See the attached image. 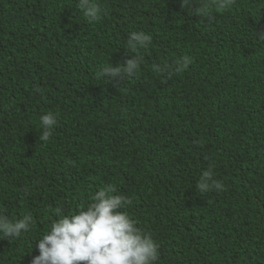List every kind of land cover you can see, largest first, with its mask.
<instances>
[{
  "label": "trees",
  "instance_id": "1",
  "mask_svg": "<svg viewBox=\"0 0 264 264\" xmlns=\"http://www.w3.org/2000/svg\"><path fill=\"white\" fill-rule=\"evenodd\" d=\"M96 2L106 15L89 22L79 0H0V214L33 217L0 236V264H31L108 185L159 243L156 264H264V0L207 17L181 0ZM133 31L152 37L141 66L109 81ZM209 168L224 190L199 191Z\"/></svg>",
  "mask_w": 264,
  "mask_h": 264
},
{
  "label": "clouds",
  "instance_id": "2",
  "mask_svg": "<svg viewBox=\"0 0 264 264\" xmlns=\"http://www.w3.org/2000/svg\"><path fill=\"white\" fill-rule=\"evenodd\" d=\"M235 0H200L196 6L193 0H181V5L191 6L201 17L210 15V5L221 10L230 9ZM79 6L89 22L106 15L96 0H79ZM264 39V36H261ZM152 37L144 32H131L127 38V48L134 54L123 63L105 66L102 72L109 81L118 82L126 76H132L144 59L138 52L146 48ZM192 63L191 57H181L174 71H185ZM156 65L155 71L160 72ZM40 91L39 88L36 89ZM39 139L47 142L57 124V115L51 111L40 117ZM197 187L200 192L222 191L224 183L214 178L209 168L201 175ZM117 189L108 185L100 189L93 201L82 206L73 215H63L52 225L47 234L36 240L39 255L33 257L31 264H156L160 258V245L145 233L126 210L132 200L124 195H114ZM60 215V209H57ZM33 217L25 215L21 219L11 220L0 214V236L12 241L30 231Z\"/></svg>",
  "mask_w": 264,
  "mask_h": 264
}]
</instances>
